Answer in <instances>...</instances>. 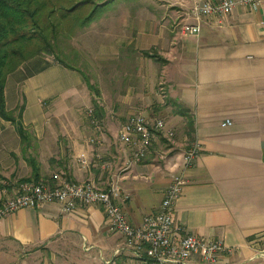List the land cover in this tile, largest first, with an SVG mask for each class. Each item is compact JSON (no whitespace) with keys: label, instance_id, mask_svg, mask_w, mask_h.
I'll return each mask as SVG.
<instances>
[{"label":"crops","instance_id":"obj_1","mask_svg":"<svg viewBox=\"0 0 264 264\" xmlns=\"http://www.w3.org/2000/svg\"><path fill=\"white\" fill-rule=\"evenodd\" d=\"M159 1L166 10L182 9V14L169 15L182 16V21L170 20L149 33L141 30V16L132 8L127 21L135 31L128 44L133 53H147L124 57H132L131 67L137 69L138 79L149 82L148 92L166 86L172 117L163 119L175 135L156 131L146 157L127 166L129 149L118 131L123 118L135 112L153 116L148 109L138 110L150 108L143 94L146 87L140 92L136 86H129L125 94L118 91L112 108L104 106L117 118H106L100 142L90 144L79 123L46 117V109L52 112L58 101L74 94L82 83L80 73L49 55H35L5 82L7 109L23 99L22 122L30 138L22 143L14 124L0 118V202L14 193L17 180L33 177L29 158H34L44 182L52 183L54 174L77 182L90 180L102 188L116 180L128 194L122 202L125 216L136 226L158 209L167 186L180 174L184 183L174 204V223L233 248L214 264H264V0L257 7L237 5L229 14L204 18L197 35L181 30L192 0ZM57 74L71 81L58 87ZM37 106L43 108L38 118L31 115ZM225 119L231 124L223 125ZM194 144L199 153L185 164L184 155ZM82 152L86 164L78 161ZM107 261L147 264L150 258L109 228L100 204L79 202L65 212L60 202L52 201L19 208L0 219V264ZM162 264L202 263L192 256Z\"/></svg>","mask_w":264,"mask_h":264},{"label":"built area","instance_id":"obj_2","mask_svg":"<svg viewBox=\"0 0 264 264\" xmlns=\"http://www.w3.org/2000/svg\"><path fill=\"white\" fill-rule=\"evenodd\" d=\"M262 1L192 0V4L185 10L181 30L197 35L204 18L229 14L237 5L257 7ZM86 114L93 129V133L87 137V142L97 144L100 142L101 125L95 117L93 108H88ZM222 124L229 125L231 121L225 119ZM156 131H165L168 137L174 135V130L167 128L162 117L151 116L143 111L131 114L122 123L118 138L129 149L127 166L137 164L146 157ZM198 153V145L191 146L184 155L185 164L191 163ZM77 158L80 163H87L85 153L78 154ZM52 178V183L41 180L18 182L14 193L0 202V219L19 208H37L52 201L60 202L61 209L65 212L75 209L79 202L97 203L103 207L111 230L120 232L126 242L137 251L145 250L147 257L150 258L147 264H162L165 261L185 262L192 256H198L202 264H214L219 261L222 253L233 250L220 239H206L174 223V204L184 183V178L180 174L167 186L158 209L145 215L136 226L125 216L122 202L128 194L121 190L116 180L102 188L90 180L77 182L60 174H54ZM106 264L111 263L107 261Z\"/></svg>","mask_w":264,"mask_h":264},{"label":"rangeland","instance_id":"obj_3","mask_svg":"<svg viewBox=\"0 0 264 264\" xmlns=\"http://www.w3.org/2000/svg\"><path fill=\"white\" fill-rule=\"evenodd\" d=\"M165 7L166 5H163L159 0H110L100 6L101 13L88 25L72 29L70 35L64 33L58 44L62 56L74 66L79 67L93 87H88L84 77L80 74L82 83L74 91V94L66 98L65 102L58 101L59 103L53 107L52 112H48L46 109V117L71 119L80 124V132L86 130L85 133L90 135L92 126L86 114L87 109L93 108L95 117L103 130L106 118L111 119V115L117 118L114 110L108 109V113H106L104 106L112 108L115 98L119 97L118 91L122 89V93L125 94L129 86H136L139 92L140 89H143L142 87H146L143 94L147 99L149 98L148 103L150 104L147 107L150 106V108L144 106L139 107L138 110L148 109L147 111H150L153 116L162 117L165 120L170 115L172 117L170 107L167 105L172 106L173 102L166 93V86L159 85L155 90L148 92L149 82L144 83L143 78L138 79L137 69L134 70L131 67L134 64L132 57L135 59L144 55L140 51L133 53L130 50L132 45L128 44L130 34L135 31L130 28L127 21L132 8H137L136 13L141 16V30L151 33L154 31V27H160L163 23L171 20L172 23L177 24L181 20L182 16L175 19H170V17H174L173 14H182V9L175 7L176 10L172 11L174 7H169L167 10ZM150 51L152 54L157 52L156 49H150ZM104 56L105 59H102ZM124 56L132 57L125 59ZM69 81H71L70 77L57 74L58 87H62ZM113 90L116 94L113 93ZM22 101L23 99L20 100V102ZM46 103L48 104V102ZM42 110V107L37 106L33 108L31 115L38 118L41 116ZM125 120L126 118H123L122 121L125 122ZM16 168L20 167L16 165Z\"/></svg>","mask_w":264,"mask_h":264},{"label":"trees","instance_id":"obj_4","mask_svg":"<svg viewBox=\"0 0 264 264\" xmlns=\"http://www.w3.org/2000/svg\"><path fill=\"white\" fill-rule=\"evenodd\" d=\"M108 1L0 0V118L14 124L22 143L30 138L22 122L24 102L7 109L4 91L7 75L26 59L50 55L64 67L80 72L88 87H93L85 73L62 56L58 44L64 33L70 35L72 29L96 19L101 13L100 6ZM29 162L33 177L21 178L18 182L39 180L36 160L29 158Z\"/></svg>","mask_w":264,"mask_h":264}]
</instances>
